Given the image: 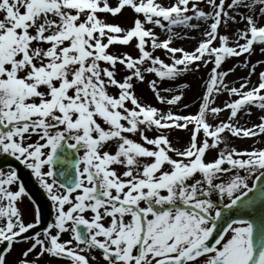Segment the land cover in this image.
<instances>
[{"label":"snow or ice","instance_id":"snow-or-ice-1","mask_svg":"<svg viewBox=\"0 0 264 264\" xmlns=\"http://www.w3.org/2000/svg\"><path fill=\"white\" fill-rule=\"evenodd\" d=\"M125 9L135 14L129 28L102 16L116 18ZM231 24L243 25L234 39L220 31ZM176 28L201 31L203 39L193 51L172 47ZM117 45L137 55L112 53ZM257 47L264 54V0H117L115 6L109 0H0V157L30 171L54 218L25 236L41 225L40 210L25 223L18 202L28 193L15 169H0V264H8L21 242L28 246L16 264L44 258L57 264H264V216L259 224L232 218L218 229L223 210L264 201V186L256 183H264V149L229 148L222 135L264 134V115L251 128L235 123L250 108L264 112V71L249 87L264 65L248 59ZM156 50L170 54L171 62ZM234 57H244L248 68L239 87L226 83L235 66L222 70ZM209 65L198 113H173L183 92L169 98L161 91L173 89L160 84ZM137 82L168 110L145 103ZM222 92L235 97L224 108L214 106ZM224 109L229 122L208 123ZM189 125V145L173 148L169 133ZM210 150L218 152L207 161ZM69 155L74 174L60 171L58 184L53 165ZM225 174H231L227 180ZM254 189L257 196L249 198Z\"/></svg>","mask_w":264,"mask_h":264},{"label":"rangeland","instance_id":"rangeland-1","mask_svg":"<svg viewBox=\"0 0 264 264\" xmlns=\"http://www.w3.org/2000/svg\"><path fill=\"white\" fill-rule=\"evenodd\" d=\"M159 2L163 4H168L170 0H159ZM109 3L110 5L115 6L117 0H109ZM132 14L133 13L130 9H125L122 10V14H118V17L116 18L111 17L110 14H102V16H107V20L110 23L119 24L121 27L129 28L131 26L132 18L135 15ZM128 20L130 21L128 22L129 25L127 26L124 25V23ZM237 28H243V25L231 24L227 30H225L222 27L220 31L221 34L228 35L230 39H234L233 33ZM154 31L157 32V35L160 37L161 40L167 38L166 32L161 33L160 29H154ZM174 31L178 33V35L173 40L171 44L172 47L183 48L187 51H193L194 48L198 45V42L201 39H203V37L201 36V31H199L198 34L196 30H186L181 28H176ZM110 51L114 54H121L127 52L130 55H133L134 57L137 55L135 49L129 46H125L124 48H120L118 46H110ZM154 55L159 56L162 60H164L165 63L171 62L169 59L170 54L166 55L164 50H156L154 52ZM177 55H179V53H177ZM245 56H247V54H245ZM248 59L250 63H256V61L258 60L264 61V54H261L259 48H256L255 53L251 57H248ZM243 61H244V57H239V58L234 57V58L226 59L225 62L222 64V70L225 71L235 66V70L230 72L229 75L226 77V83H228L229 86L239 87V84L242 82V78L248 76V68L243 67ZM210 68L211 65H209L207 68L201 66V68L198 71L185 73L181 77H178L176 81H165L160 84L161 89L169 88V87L173 89V91L170 93L161 91V95L167 96L169 98L171 97V95L180 94L181 90L183 92L182 100L178 103V105L171 106V111L173 113L182 116L196 115L198 113L201 97L205 91V85L208 80V74ZM260 71H264V65L257 66L256 73L253 74L250 78L251 84L249 85V87H251L252 85L258 82L257 74ZM124 74L125 73L121 71L117 78L120 79ZM145 75H146V79L154 78L153 74L146 73ZM184 85H188V87H183ZM110 91H112L113 94H115L114 90H110ZM136 94L140 96L145 103L151 104L152 106L159 108L161 111H167L169 108V106L162 105L155 100L154 94L147 87L146 83L137 82ZM234 98L235 97H229L227 93L222 92L217 96L214 106L224 108V104ZM185 105H187V107H184ZM249 110L251 112L250 115H246L243 112L238 113L237 118H235L236 126L251 128L253 125L260 123V117L261 115H264V112H262L260 109L257 108H250ZM229 115H230L229 110L224 109V111L219 113L218 116H216L215 118L209 116L208 123L215 126L216 124L221 122H229L228 120ZM192 127L193 125H189L187 129H176L169 133L168 138L171 141V145L173 148L183 150L189 145ZM148 135L152 136L154 135V133H148ZM222 135L225 137L227 141V146L229 148H235L236 150L239 151L264 149V134L255 137H247V138L232 137L231 133L226 131ZM202 139H203V135L201 132L198 134V140H202ZM220 147L223 148L224 145L222 144ZM217 152L218 150L208 151L206 153L205 159L207 161H211L217 155ZM170 155H173V158H176L174 154H170ZM8 170L9 169H4L5 172H7ZM230 175L231 174H225L223 179L227 180L230 177ZM254 178L255 175L248 179L247 183L249 184V187L251 186ZM40 195H42L43 197L44 204L51 205V202L46 197L45 192L42 188H40ZM45 199L48 200L50 204ZM212 199L214 201H218V197L215 195L212 197ZM228 202L229 201L225 197L223 203H228ZM30 211L31 209L27 207V211L23 213V219L25 223L32 221V216L30 214ZM62 236H68V235L62 234ZM7 261L8 264H16L15 261H11L10 259H7Z\"/></svg>","mask_w":264,"mask_h":264},{"label":"water","instance_id":"water-1","mask_svg":"<svg viewBox=\"0 0 264 264\" xmlns=\"http://www.w3.org/2000/svg\"><path fill=\"white\" fill-rule=\"evenodd\" d=\"M73 157H74L73 155H69L68 159L73 161ZM58 164L59 166H62L60 163ZM67 172L69 174H74V167H72L71 170ZM256 183H257V188L264 186V183H262L261 181H257ZM254 196H257V190L255 189L252 192L248 193L249 198L254 197ZM262 216H264V201L257 199L255 204L252 207L241 208L239 210H223V215L220 221L218 222V229L223 228L226 222L232 219L233 217L248 219L254 223L259 224V221Z\"/></svg>","mask_w":264,"mask_h":264},{"label":"flooded vegetation","instance_id":"flooded-vegetation-1","mask_svg":"<svg viewBox=\"0 0 264 264\" xmlns=\"http://www.w3.org/2000/svg\"><path fill=\"white\" fill-rule=\"evenodd\" d=\"M23 248H24V245H18L17 246V251H16V255H15L14 259H18V257L20 255L21 251L23 250Z\"/></svg>","mask_w":264,"mask_h":264},{"label":"bare ground","instance_id":"bare-ground-1","mask_svg":"<svg viewBox=\"0 0 264 264\" xmlns=\"http://www.w3.org/2000/svg\"><path fill=\"white\" fill-rule=\"evenodd\" d=\"M198 34V33H197Z\"/></svg>","mask_w":264,"mask_h":264}]
</instances>
